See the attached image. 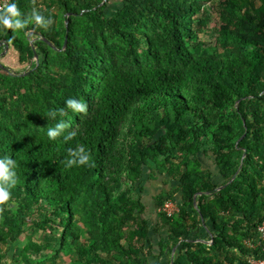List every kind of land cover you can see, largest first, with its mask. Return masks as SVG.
Instances as JSON below:
<instances>
[{
	"label": "trees",
	"instance_id": "1",
	"mask_svg": "<svg viewBox=\"0 0 264 264\" xmlns=\"http://www.w3.org/2000/svg\"><path fill=\"white\" fill-rule=\"evenodd\" d=\"M11 3L27 23L0 24L21 67L0 66V159L16 173L0 264H149L162 230L167 255L178 244L170 264L264 259V0ZM213 13L217 37L203 42ZM80 147L89 161L67 166ZM157 176L175 185L154 197L152 225L142 192ZM168 200L170 216L158 210ZM201 227L205 241L189 240Z\"/></svg>",
	"mask_w": 264,
	"mask_h": 264
},
{
	"label": "crops",
	"instance_id": "2",
	"mask_svg": "<svg viewBox=\"0 0 264 264\" xmlns=\"http://www.w3.org/2000/svg\"><path fill=\"white\" fill-rule=\"evenodd\" d=\"M109 6L108 8L111 9L112 4L108 3ZM2 14V13H0ZM4 42H6L4 39L0 40V65L3 67L5 66L6 68L10 69L7 65H6V61L8 60V56L9 53L11 52L10 49L12 48L10 45L4 44ZM7 45V47H6ZM14 49V48H12ZM15 51V50H14ZM14 53V52H13ZM16 53V59L18 61V55L17 52ZM19 64V62H18ZM20 66V65H19ZM202 158V165L204 168L206 169H211L212 171H214L215 166L213 164V161L210 160V158H204L203 156ZM166 178H162V176H157L155 179H148L147 182H145L144 184V190L142 192V200L143 202L148 206V213H147V217H149V221L150 223H152V225H155V223L157 222V215L155 214V205H154V197L159 194L157 189H163L165 186L166 190H169L170 188H172L175 185V181H170V182H165ZM177 199H179V195L177 194ZM165 230L160 231L159 233H152L151 232V253L148 256V263L149 264H170V260L173 256V254L177 251L178 249V244L176 246L173 247L170 255H167V251L165 250V245H161L160 242H162V239L165 238ZM208 237V233L206 231V229H204V227H201V230H192L189 236V240L197 242V241H201L204 242L205 238ZM211 241V240H210ZM207 244L208 241H206ZM165 250L164 254L163 251Z\"/></svg>",
	"mask_w": 264,
	"mask_h": 264
},
{
	"label": "clouds",
	"instance_id": "3",
	"mask_svg": "<svg viewBox=\"0 0 264 264\" xmlns=\"http://www.w3.org/2000/svg\"><path fill=\"white\" fill-rule=\"evenodd\" d=\"M20 17V9H18L15 3H11L7 6L4 13L0 14V24H3L8 28L23 29L27 21L22 20ZM33 17L35 21L41 25H46L48 23V21H45L44 18L36 12L33 13ZM66 104L69 108L73 109L76 112L86 111L85 103L82 101H77L74 98L68 99L66 101ZM58 111L60 115H64V109H59ZM56 114V111L50 113L52 117H55ZM66 127H68V125L65 122L61 121L57 123L55 127L49 128L47 134L50 139H56L60 135L61 130L65 129ZM74 135V132L69 133L65 137V140L71 139ZM81 153H83V155H81ZM76 155L79 156V161L76 162L68 160L67 166L70 167L73 163L85 164L90 159L89 155L85 152V149L83 147H80ZM13 165L14 162L10 159H0V204H3V202L9 199L10 193L7 188L11 187L12 185H15L16 183V173L15 171H10ZM0 211H3V209L0 208Z\"/></svg>",
	"mask_w": 264,
	"mask_h": 264
},
{
	"label": "rangeland",
	"instance_id": "4",
	"mask_svg": "<svg viewBox=\"0 0 264 264\" xmlns=\"http://www.w3.org/2000/svg\"><path fill=\"white\" fill-rule=\"evenodd\" d=\"M42 2V0H40ZM113 1L115 0H111V2L113 3ZM218 0H213L214 3H216ZM39 7L43 8V5L41 4ZM204 8H208V4H206L204 6ZM58 12V11H57ZM59 15L61 14V12H58ZM217 33H218V26L216 24V17L214 15V13L212 14V21H208L206 23V29L204 30V32L200 33L199 37L203 42H208V41H214L215 38L217 37ZM10 53L8 56V60L6 61V65L10 68V70L12 71H16L21 69V67L18 64L17 61V57H16V53L14 51V49H10ZM14 52V53H13ZM165 186L163 189H157L158 193H163L166 190ZM61 260L63 262V264H73L75 262V255L74 254H70L68 256H65L63 254H61Z\"/></svg>",
	"mask_w": 264,
	"mask_h": 264
},
{
	"label": "built area",
	"instance_id": "5",
	"mask_svg": "<svg viewBox=\"0 0 264 264\" xmlns=\"http://www.w3.org/2000/svg\"><path fill=\"white\" fill-rule=\"evenodd\" d=\"M8 3L9 0H0V12L8 5ZM158 210L164 212L167 216H170L177 211V206L174 202L168 200L165 201ZM257 231H258V242H261L264 248V216L257 227ZM210 242L211 241H208V243ZM244 244L250 247L253 246L251 240H246ZM225 264H232V263L226 262ZM236 264H264V259H255L249 257L245 262L236 263Z\"/></svg>",
	"mask_w": 264,
	"mask_h": 264
},
{
	"label": "water",
	"instance_id": "6",
	"mask_svg": "<svg viewBox=\"0 0 264 264\" xmlns=\"http://www.w3.org/2000/svg\"><path fill=\"white\" fill-rule=\"evenodd\" d=\"M4 44H6V42H4ZM6 47H7V45H6ZM34 56H35V59H36V58H37V57H36L37 55H36V54H34ZM0 66H1V65H0ZM1 67H2V66H1ZM235 175H236V174H235ZM235 175H234V176L231 178V180H230V181H232V180L235 178ZM230 181H229V182H230Z\"/></svg>",
	"mask_w": 264,
	"mask_h": 264
}]
</instances>
